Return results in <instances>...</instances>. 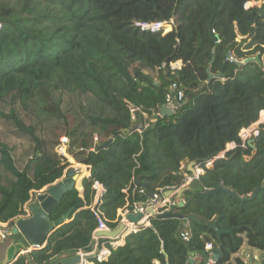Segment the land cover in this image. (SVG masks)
<instances>
[{
    "label": "trees",
    "instance_id": "obj_1",
    "mask_svg": "<svg viewBox=\"0 0 264 264\" xmlns=\"http://www.w3.org/2000/svg\"><path fill=\"white\" fill-rule=\"evenodd\" d=\"M251 1L0 0V103L11 106L0 116L34 144L20 167L13 147L0 140V168L12 177L0 178V222L13 225L32 197L62 179L70 165L59 153V138L41 139L39 125L27 124L22 112L39 123L65 124L69 155L91 166L81 192H67L53 207L52 221L66 214L69 221L30 253L33 264L91 252L98 226L93 209L116 229L120 210L132 212L150 193L185 184L192 161L204 174L190 183L180 197L185 205L176 211L197 221L152 217L150 226L112 248L107 261L93 262L207 264L211 244L222 252L215 264H246L233 259L245 238L264 252V123L254 147L240 137L264 111V66L236 63L257 55L264 62V17L259 7L246 8ZM171 18L173 30L166 34L136 26ZM177 61L185 65L180 71L170 68ZM208 71L222 79L207 83ZM173 84L185 97L173 116H162ZM64 93L97 103L82 104L77 117V107L63 106ZM231 143L236 146L226 151ZM95 183L104 188L97 204ZM220 185L249 199L205 194ZM210 224L233 231L218 236ZM12 264L28 259L21 255Z\"/></svg>",
    "mask_w": 264,
    "mask_h": 264
},
{
    "label": "water",
    "instance_id": "obj_2",
    "mask_svg": "<svg viewBox=\"0 0 264 264\" xmlns=\"http://www.w3.org/2000/svg\"><path fill=\"white\" fill-rule=\"evenodd\" d=\"M255 2L257 4H264V0H255ZM262 5L259 6V9L261 16L264 17V10L262 9ZM227 56L228 59L231 58L230 54H228ZM252 62L257 63L260 66H264L263 58H261L260 55L246 58L243 61H236L238 66H243ZM208 75L209 80L207 81V83H209L213 79H222L221 73L215 75L208 71ZM202 86L203 84L200 83V87ZM174 114L175 111L168 106H164L161 110L162 116H173ZM144 128L145 126L143 124L139 127H136L137 130H143ZM254 141V139L249 140L248 145L254 147ZM105 146H107V144ZM188 172L189 173L187 175L190 176V178H188L186 175L187 178L185 186L179 189L166 190L165 192H163L162 196L158 200H156L155 204L144 205L143 211L137 214L126 215L125 220L130 225H127V223L122 221L116 229L97 232L95 234L96 237L109 239L118 238L126 229H129V227L138 225L143 219H145L147 215H150L151 218L157 217L160 219H179L184 224H189L192 221H197L193 216H183L177 213L176 209L178 207H184L185 205L184 201L182 200L178 204L171 205L168 211H160L161 207L165 205L167 199L173 198L174 196L181 197L183 193L190 188L189 185L191 183V178L199 177L201 175L200 166L195 161H192L188 164ZM79 178L80 175L77 173V171L75 169H70L69 171H67V174L59 183L50 187L44 195H40L38 197L37 204L33 208H30L32 213L31 216L29 218L18 220L17 223L13 226L11 235L9 236V244L0 251V264H12L13 262L17 261L21 255L26 256V258L28 259V264H33L30 253L33 250L44 248L52 233H54L56 229L59 228L64 222L69 221V214H66L61 219L55 221H52L49 218V214L51 213L53 207L65 196L67 192L75 189ZM137 184L142 188H146V185L144 183H141L140 181H137ZM258 191L259 189H256L250 195V198L255 197ZM219 193L230 194L239 201H245L249 199L248 196L239 197L236 192L224 185H220L216 189L206 190L205 192L207 196L217 195ZM149 197L152 200H155L156 198L155 194L152 193L149 194ZM210 227L216 230L218 236H221L225 233L231 234L233 231H221L215 224H210ZM209 252L212 255V259L216 262L219 261L222 257V252L219 249L212 248L211 250H209ZM53 262H56L57 264H82L83 261L79 254L74 255L71 253H64L53 259ZM190 263L195 264L193 260H190Z\"/></svg>",
    "mask_w": 264,
    "mask_h": 264
},
{
    "label": "built area",
    "instance_id": "obj_3",
    "mask_svg": "<svg viewBox=\"0 0 264 264\" xmlns=\"http://www.w3.org/2000/svg\"><path fill=\"white\" fill-rule=\"evenodd\" d=\"M250 4H251L250 2L247 3V5H246L247 9L260 6L256 2L254 4V6H253V4H251V5ZM173 24H174V20H173V18H171L169 20H163V21H160V22L136 23V26L139 27L143 31L150 30L152 32H156V33L159 32V33H162V34H166V33H169V32H171L173 30V26H174ZM0 27H1V24H0ZM184 67H185V65H184V63L182 61H177V62H173V63L170 64V68L172 70H176V71H180ZM184 97H185L184 92L183 91H178L177 90V86L175 84H173V85L170 86L169 92L167 94V104H166V106H168L169 108L173 109L176 112L180 101H182L184 99ZM131 111H132V118L135 119L136 118L135 112L137 111V109L133 108ZM263 123H264L263 121H259V122L255 123V124H253L252 126H250L249 128L243 129L241 134H240V137L243 140V142L244 143H248L249 140L255 139L259 135L260 125L263 124ZM235 145L236 144L233 143V145H231L232 146L231 148L233 149L235 147ZM68 147H69L68 139L67 138H62L61 139V145H60L58 150H59L60 154H62L66 159L69 160ZM226 151H228V149H226ZM219 157H224V153L221 154ZM212 164H213V161L209 162L207 164V166L210 167V166H212ZM88 167L90 168L89 171L91 172V166H88ZM69 169H71V166H69L67 168L66 173H67V171H69ZM200 172H201V175H202L204 173V170L200 168ZM187 177L190 178V176H187ZM197 178L198 177H192L191 178V182L194 179H197ZM185 185L186 184H183L181 187H183ZM75 188L80 192L81 186L80 185L78 186V183H77ZM94 188L96 189L95 204H97L99 202L101 196L104 193V188L99 183H95L94 184ZM41 192H38V193H41ZM38 193H36L32 197V200L25 205V207H24L25 215L17 218L14 221L13 225H11L10 223H1L0 222V243L5 241L11 235L12 228L17 223L18 220L29 218L31 216L32 213H31V209L30 208H31L32 203L35 200V196ZM155 196H156L155 200L150 199L146 203L136 204L135 207H134V210L132 212H130L128 210H125V211L120 210L119 211V215L122 217V216H126L128 214H137V213L143 211V206L144 205L155 204L156 200H158L162 196V194H160V195L159 194H155ZM179 199L180 198L177 197V196H174L173 198L167 199L166 202H165V205L161 207L160 211L161 212L168 211L169 208L171 207V205L178 204L180 202V201H178ZM93 211H94L95 216L98 219V226H97V228H96V230L94 232L93 240H96V241L100 240L101 242L98 245H94L95 247L93 246V251L91 253H87V254L86 253L82 254V252L79 253V255H80V257L82 258V261H83L82 264H95L93 262L92 258H96L99 262L107 261L108 258L111 255V249L112 248H117V247L123 245L121 242L123 240H125L126 237L129 234H131L132 232H138L143 227L150 226L149 222H150L151 217H150V215H147L145 217V219H143L138 225L129 227V229H126L122 233V235H120L118 238L109 239V238L96 237L95 234L97 232L105 231V230H112V229L109 228V226L107 225L106 221L102 217V214H101V212L99 210L93 209ZM183 237H184L185 240H187L189 238V233L185 232L183 234ZM102 241H105V242L102 243ZM212 248L213 247H212L211 244H207V246H206L207 250H211ZM89 255L90 256L92 255V257H90V259H88ZM215 263H216V261H214L212 259V257H211L207 264H215Z\"/></svg>",
    "mask_w": 264,
    "mask_h": 264
},
{
    "label": "rangeland",
    "instance_id": "obj_4",
    "mask_svg": "<svg viewBox=\"0 0 264 264\" xmlns=\"http://www.w3.org/2000/svg\"><path fill=\"white\" fill-rule=\"evenodd\" d=\"M255 0H252L250 3L255 4ZM250 4V5H251ZM258 5H262V3H259ZM264 5V4H263ZM58 95V94H57ZM62 99H63V106L69 107L73 106V108L77 107V117L79 113H82L81 110V105L85 104L87 106L89 105H94L96 104V100L89 96H82L79 94H62ZM11 106L8 103H0V112L8 113L10 110ZM35 109V107H33ZM36 112V110H32ZM21 115L23 116L22 118L26 121L27 124H34V125H39L40 130L38 132L39 136L41 139H51V138H59V143L61 142V139L65 137V131L67 130V126L63 124L62 122H56L54 120H43L40 123L36 120L33 115L28 114L27 112H22ZM264 122V113L262 112L260 114V118L258 120ZM0 140L3 142L8 143L13 147V154L15 157V160L17 164L22 167L28 156L30 155L34 144L31 142V140L27 136H22L17 129L15 128V125L11 122L8 121L0 116ZM235 144V143H234ZM70 145V143H69ZM231 145L233 143L229 144L227 146V149L230 150L232 149ZM236 146V145H235ZM69 148V147H68ZM69 160L68 162L71 164L73 163L72 160H74L68 153ZM188 167V166H187ZM65 176V175H64ZM0 178L3 182H8L12 179V177L5 173L3 169L0 168Z\"/></svg>",
    "mask_w": 264,
    "mask_h": 264
},
{
    "label": "crops",
    "instance_id": "obj_5",
    "mask_svg": "<svg viewBox=\"0 0 264 264\" xmlns=\"http://www.w3.org/2000/svg\"><path fill=\"white\" fill-rule=\"evenodd\" d=\"M239 40H240V39H239ZM263 113H264V111H263ZM73 161H74L75 163H71L69 166H71V169H75V170L77 171V173L80 175L79 181H78L77 183H78V186H79V185L82 186V182H83L84 178H89V176L91 175V174H90L91 172L89 171L90 168H89L87 165L80 164V163L76 162L75 160H73ZM69 170H70V169H69ZM187 170H188V167H187ZM88 171H89V173H88ZM203 174H204V173H203ZM65 175H66V173H65ZM186 175H187V174H185V176H186ZM63 178H64V176H63ZM63 178H62V179H63ZM62 179H60L59 181H57L55 184H53V185H51V186L45 188L41 193H38V194L35 196V200H34V202L32 203L31 208H33V207L37 204V202H38V197H39L40 195H44L50 187L56 185V184L59 183ZM80 192H81V190H80ZM178 201H181V199H179ZM124 217H125V216H122V220H121V222L123 221V222L127 223V225H130V224L125 220ZM149 219H150V218H149ZM149 219H148V220H149ZM149 223H150V222H149ZM150 224H151V223H150ZM9 242H10V237H8L5 241L1 242V243H0V251H1L4 247H6V246L9 244ZM100 242H101L100 240H97V241H96V240H93L92 251H93V246H94V245H98ZM104 242H105V241H102V243H104ZM121 243L124 244V243H125V240H123ZM94 247H95V246H94ZM92 251H91V252H92ZM91 252H89V253H91ZM82 254H85V253H82ZM86 254H87V253H86ZM90 257H92V255H91V256L89 255V256H88V259H90ZM235 258H242V259L245 261L246 264H264V252L249 247L246 238H245V241H244V244H243L242 249H241L237 254H235V255L233 256V259H235ZM54 259H55V258H54ZM49 264H57V263H56V262H53V260H52Z\"/></svg>",
    "mask_w": 264,
    "mask_h": 264
},
{
    "label": "clouds",
    "instance_id": "obj_6",
    "mask_svg": "<svg viewBox=\"0 0 264 264\" xmlns=\"http://www.w3.org/2000/svg\"><path fill=\"white\" fill-rule=\"evenodd\" d=\"M67 174V173H66ZM188 176V175H187ZM180 198V197H179ZM211 257H212V255H211Z\"/></svg>",
    "mask_w": 264,
    "mask_h": 264
}]
</instances>
